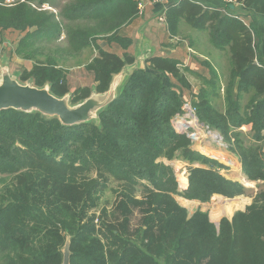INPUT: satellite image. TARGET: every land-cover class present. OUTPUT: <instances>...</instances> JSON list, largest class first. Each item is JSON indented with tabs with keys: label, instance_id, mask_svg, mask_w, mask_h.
<instances>
[{
	"label": "trees",
	"instance_id": "16d2710c",
	"mask_svg": "<svg viewBox=\"0 0 264 264\" xmlns=\"http://www.w3.org/2000/svg\"><path fill=\"white\" fill-rule=\"evenodd\" d=\"M6 1L0 0V51L5 32L15 31L21 38L13 54L33 63L20 83L48 85L53 96L70 94L75 105L92 89L106 92L113 75L134 62L132 41L121 31L138 17V0ZM236 1L168 0L163 14L170 36L186 25L226 55L222 95L214 75L191 104L197 120L220 133L247 180L260 182L252 203L216 228L205 213L188 217L175 201L206 203L243 190L220 174L224 165L193 151L187 135L175 130L172 120L184 101L162 75L190 86L176 60L151 57L97 122L67 127L38 112L0 111V264H62L65 244L69 264H264V19L246 25L222 12L249 8L264 17V0ZM98 41L117 45L122 57ZM79 66L93 74L94 85L71 92L67 73ZM247 125L250 137L240 131ZM160 159L189 164L187 187L179 190L174 170ZM110 180L120 192L111 210L97 212L98 194Z\"/></svg>",
	"mask_w": 264,
	"mask_h": 264
},
{
	"label": "rangeland",
	"instance_id": "374dc122",
	"mask_svg": "<svg viewBox=\"0 0 264 264\" xmlns=\"http://www.w3.org/2000/svg\"><path fill=\"white\" fill-rule=\"evenodd\" d=\"M11 1L12 0H7L6 2L10 3ZM202 6H207V5L202 4ZM241 12H242L241 15H243L241 16V20L244 21L246 24H248L250 20L252 21L254 20L255 22H258L264 19V17L258 15L257 13L255 14V12L249 10V8L248 9L246 8L245 10H241ZM181 28H183V30L180 31V35L174 36L173 38L177 40L182 39L183 41H186V43L191 45L189 47L192 49L194 54L199 56L197 57L196 55H194V58L199 68L203 72V74L200 75L191 70L180 68L178 64V68L181 71L183 70L182 74L185 77L186 82L188 84L189 82H191L192 85L189 84L190 86L189 90H185L180 86L174 87V89L183 98L184 105L182 107L183 109L182 114L177 115L172 120V125L175 128V130L178 131L176 128L177 123L185 124L187 129L183 132L181 131L178 132L186 134L187 137L191 140V149L209 158L215 159L219 163L224 165L226 169L219 170L220 174L233 182L239 183L240 187L243 190V194H240L233 198H225L223 196L215 195L212 198H210V200L206 203H200L194 200H186L181 196H176L175 201L178 203L179 206H181L187 211L188 217L192 216V214L195 213L196 211L203 212L207 215L208 220L216 227V224L219 225V221L222 218L231 220L232 216L236 212L239 211L243 212L245 208L252 203L253 197L260 190L261 186H260V182H252L247 180V178L242 174L241 165L237 157L228 150V144L223 140L220 133L218 131L209 129L204 124H201L197 120L195 116V111L191 104L194 101V99L192 98V96H194V94L192 93V86L195 87L198 86L199 87L198 93H199L201 88H206L204 81L205 80L211 81L212 76L214 75L218 79L216 85V92H218L219 95H222L223 89L226 85V80L228 78V69H229L226 55L220 52L219 50H216L208 43V38L205 33L196 32L195 30H192L190 27L186 25L182 26ZM190 34L192 35V37H189L191 36ZM20 38H21L20 33H17L15 31L5 32L3 37V43L1 46V51H0V66L5 65V67H7L8 69L9 74L15 77H17L18 74L20 75L23 71L31 70L33 64L31 61L22 60L19 57H17L15 54H13V51L16 48V43ZM62 38L63 37H61V39ZM90 54H91L90 52H87L85 54V58L88 57ZM94 55H96V52L94 53ZM145 65L147 67V63H145ZM77 68H80V71L85 70L84 72L89 73V71L86 70L84 66L73 67L69 69L67 73V79L69 72L72 69H77ZM202 75H204L205 77ZM92 78H93V74H92ZM187 78H190L192 80L188 82ZM166 83L167 82L165 80V84ZM81 87H87V86H81ZM243 101L244 99L242 100V102ZM214 106L217 108H221V103L214 102ZM240 131L243 134L248 135L249 137L252 136V132L250 131V126L248 125L242 126L240 128ZM160 161H162L166 165H170L171 168L174 170L175 177L178 182L179 190H183L185 187H187L188 167H190L188 163L175 159L171 161H167L166 159H160ZM194 167H199V165L195 164ZM119 186L120 185L115 181L110 180L108 182L107 188H105L103 192L98 194L99 199L97 202V207H98L97 212H99V210L102 207H106L107 210L112 209L115 202L116 194H118L121 189ZM226 199H233L238 202L243 201L244 204L240 208H235L232 211V213L228 215L223 210L224 204L227 201ZM213 214H218V217L214 218ZM138 224H139V213L135 211L134 215L131 218V225L135 227Z\"/></svg>",
	"mask_w": 264,
	"mask_h": 264
},
{
	"label": "water",
	"instance_id": "95a60500",
	"mask_svg": "<svg viewBox=\"0 0 264 264\" xmlns=\"http://www.w3.org/2000/svg\"><path fill=\"white\" fill-rule=\"evenodd\" d=\"M145 54L134 58L131 65L125 66L113 75L106 92L97 94L92 89L91 95L75 105L70 103V94L62 98L53 96L49 86H33L31 81L20 83L18 76L9 74L5 65L0 66V111L15 110L23 113L38 112L46 118H57L63 126L71 127L88 122H97L98 114L105 109L119 94L129 75L140 69L139 62ZM151 58V57H150ZM232 201L233 199H226ZM218 228V224H216ZM62 264H69V245L65 244Z\"/></svg>",
	"mask_w": 264,
	"mask_h": 264
},
{
	"label": "crops",
	"instance_id": "0c3cea01",
	"mask_svg": "<svg viewBox=\"0 0 264 264\" xmlns=\"http://www.w3.org/2000/svg\"><path fill=\"white\" fill-rule=\"evenodd\" d=\"M138 1L145 5L143 13L139 14L134 21H132L128 26L124 27L121 31L123 35L127 36L132 41L131 46L128 48V53L133 58L138 57L140 54H145V59L148 57L173 59L178 62L180 68L191 70L200 75L203 74L194 58V55L196 54H194L192 49L189 47L191 45L182 39L177 40L171 37L166 30L165 24L158 21V17L165 9L166 5L162 3H153L151 0ZM190 1L199 5L209 2H214L215 4L219 3L217 0ZM182 30L183 28L180 29V31ZM189 37H192V35ZM98 45L101 49L115 53L119 57H122L123 51L117 45H109L104 41H99ZM196 56L199 57L198 55ZM145 63L146 60L139 62V68L145 69ZM84 71H80V68H77L72 69L69 72L67 82L71 92L81 86L93 87L94 82L92 74L90 72L87 73ZM163 80L164 82L166 80V84L172 88L176 86L174 79L168 75H163ZM187 80L189 82L192 79L187 78ZM189 84H191V82H189ZM198 89V86H192V93L194 95L197 94Z\"/></svg>",
	"mask_w": 264,
	"mask_h": 264
},
{
	"label": "built area",
	"instance_id": "2783aa9c",
	"mask_svg": "<svg viewBox=\"0 0 264 264\" xmlns=\"http://www.w3.org/2000/svg\"><path fill=\"white\" fill-rule=\"evenodd\" d=\"M222 2V4H228V3H232L234 4L235 6H238V2L236 0H220ZM153 3H162V4H165L167 6V2L168 0H153L152 1ZM164 5V6H165ZM165 6V8H166ZM144 7L145 5L142 4L141 2H138V6H137V9H138V14H142L143 13V10H144ZM222 12H224L225 14L227 15H230V16H234V17H237L239 18V20H241V16L243 15H236V14H232V13H229L227 11H225L224 9H222ZM245 16V15H244ZM158 21L165 24V18H164V14H163V11L161 12V14L159 15L158 17ZM242 21V20H241ZM243 23H245L244 21H242ZM246 24V23H245ZM247 25V24H246ZM177 130L178 131H185L187 129L186 125L185 124H179L177 123V126H176Z\"/></svg>",
	"mask_w": 264,
	"mask_h": 264
},
{
	"label": "bare ground",
	"instance_id": "6f19581e",
	"mask_svg": "<svg viewBox=\"0 0 264 264\" xmlns=\"http://www.w3.org/2000/svg\"><path fill=\"white\" fill-rule=\"evenodd\" d=\"M243 204H244L243 201H239V202L236 200L226 201L223 210L228 215H230L235 208H240L242 207ZM213 217L214 218L218 217V214H213Z\"/></svg>",
	"mask_w": 264,
	"mask_h": 264
}]
</instances>
